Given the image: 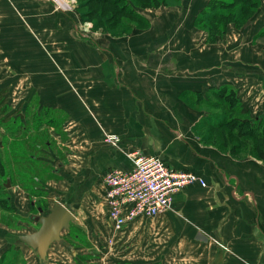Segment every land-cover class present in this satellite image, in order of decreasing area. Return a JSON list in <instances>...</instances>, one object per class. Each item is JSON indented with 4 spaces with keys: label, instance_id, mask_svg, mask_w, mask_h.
I'll list each match as a JSON object with an SVG mask.
<instances>
[{
    "label": "crops",
    "instance_id": "1",
    "mask_svg": "<svg viewBox=\"0 0 264 264\" xmlns=\"http://www.w3.org/2000/svg\"><path fill=\"white\" fill-rule=\"evenodd\" d=\"M23 1L0 0V5ZM209 2L191 0L182 16L165 10L155 24L163 38L174 32L177 40L173 47L166 41L167 47L155 49L157 56L151 39L142 47L134 39L127 51L118 44L71 45L63 52L68 56L62 58L65 77L57 78L49 66L32 71L36 84L48 75L47 92L37 94L38 102L67 120L66 159L54 173L60 181L46 185L52 194L44 198L46 206L32 208L29 194L19 188L16 215L31 222L30 216L48 215L59 201L76 217L66 232L71 237L63 233L62 241L50 247L48 264H264V141L263 128L256 125L264 118L257 116L264 113V7L240 29L231 24L224 38L210 42V33L195 26ZM251 58L262 69L247 66ZM73 70L85 75L74 77ZM70 86L81 93L87 109ZM83 86L89 87L85 94ZM248 86H258L261 100L256 96L255 105H249L253 97ZM227 101L238 110L219 112ZM224 118L229 127L217 126L216 120ZM70 123L74 128L68 130ZM233 123L240 129L231 127ZM108 133L120 137L124 150L140 149L176 170L202 177L208 186H190L174 196L171 210L113 233L104 224L100 205L103 177L112 169L130 170L132 164L105 143ZM248 148L259 149V155L244 152ZM28 222L18 235L37 231ZM75 228L86 232L83 240H73ZM0 231V248L3 242L7 252L16 232L2 225ZM19 245L26 264H46L27 245Z\"/></svg>",
    "mask_w": 264,
    "mask_h": 264
},
{
    "label": "rangeland",
    "instance_id": "2",
    "mask_svg": "<svg viewBox=\"0 0 264 264\" xmlns=\"http://www.w3.org/2000/svg\"><path fill=\"white\" fill-rule=\"evenodd\" d=\"M54 1L24 0L19 5H0V146L3 145L0 152L2 157L0 163V186H2L0 187V225L16 232L11 236L10 242H12L11 245H14L9 251L5 252L2 242L0 255L6 254L5 264H26L21 249H18L20 243L16 244L18 242L16 237L19 230L25 229L23 227L26 226L23 223L28 222V217L16 215L19 210L15 193L19 188L24 190L29 194L30 206L33 208L35 205L42 210L46 206L44 198L52 195L48 192L46 185L53 179L57 183L60 181L58 180L59 175L54 173L55 170H58L57 163L66 159V148L63 147V144L67 141L68 136L63 132V125L67 120L62 113L48 111L41 106L42 103L38 102L37 94L47 92L48 75L47 73L45 76L41 75L40 84H36V80H32V71L35 73L39 67L43 72L42 69H47L49 66L51 71L55 69L54 73L57 78L65 77L62 58H68V56L63 52L65 46L71 45L109 47L118 44L125 47V51H127L126 47L130 41L136 39L135 43L142 47L143 41L151 39L152 54L157 56L155 49H158L162 44H164L163 47H167L166 41L169 48L173 47L177 39L174 38V32L167 34L173 37H168L166 40L164 35L163 38L159 26L155 23L159 17L165 14V10L170 12L174 9L175 13L184 15L191 0ZM219 1L221 4L218 5ZM233 2L238 1L213 0L211 3L210 0L205 11H202L197 17L195 26L210 33L208 39L210 42L224 38L228 33L229 25L232 24L237 29L242 26L241 22H232L233 18L231 21H229L230 19L224 20L225 17L230 18V13L233 10H226L223 6ZM239 11L240 7L238 6L232 13ZM211 14L216 16L213 18ZM232 48L235 49V47ZM141 56L143 57V54ZM238 59V56L232 58L233 61ZM33 62L38 63L39 66L36 64V68L33 69ZM249 62L247 66L256 67L258 70L262 69L260 63L255 62L254 58H251ZM80 65L85 67V61L80 60ZM74 72L71 73L74 77H80V73L82 76L85 75L83 72H75L74 75ZM237 73L239 74V72ZM66 74L69 76L68 73ZM81 88L84 94L89 89L88 86ZM70 89L87 109V102L84 101L76 87L70 86ZM257 89L258 86H248L253 97L251 99L253 102H249V105L255 103L256 96L261 100ZM33 94L36 96H32ZM226 103L229 105L222 107L219 112L228 113L230 109L236 108L229 101ZM263 114L257 116L263 117ZM91 115L93 114L91 113ZM18 116L24 117V122H22L23 119L19 121ZM227 118L216 120L217 126L227 125L229 127L231 122L228 123ZM256 125L263 128L261 139L264 141V118L257 121ZM67 126L68 130L74 128L71 123ZM53 127L56 128L55 131H53ZM231 127L240 129L235 123L231 124ZM52 132H55L56 139L51 135ZM232 134L238 136L234 130H232ZM106 135L110 134H105L104 139ZM233 139L235 138L233 137ZM253 141L255 140L253 139ZM46 143H51L50 147L44 146L47 145ZM38 145L42 146L43 151L36 150ZM244 152L259 155L260 150L248 148ZM32 157H38L40 164L32 161ZM8 181L12 183L13 187L5 190L4 183H8ZM28 223L37 228L34 223L30 221ZM66 232V230L63 231L64 235L67 238L71 237V235H66ZM85 235V231L75 228L73 240H83ZM45 263H49L47 259Z\"/></svg>",
    "mask_w": 264,
    "mask_h": 264
},
{
    "label": "built area",
    "instance_id": "3",
    "mask_svg": "<svg viewBox=\"0 0 264 264\" xmlns=\"http://www.w3.org/2000/svg\"><path fill=\"white\" fill-rule=\"evenodd\" d=\"M104 141L132 164L130 170L112 169L103 177L105 193L100 205L106 226L115 234L137 219L153 218L171 210L174 196L188 187H206V181L192 172L176 170L140 149L124 150L115 134L106 135Z\"/></svg>",
    "mask_w": 264,
    "mask_h": 264
},
{
    "label": "water",
    "instance_id": "4",
    "mask_svg": "<svg viewBox=\"0 0 264 264\" xmlns=\"http://www.w3.org/2000/svg\"><path fill=\"white\" fill-rule=\"evenodd\" d=\"M31 219L39 224V229L32 234L18 235L17 240L35 251L45 262L50 247L54 243L62 241L61 233L64 230H71L76 217L63 203L57 201L47 216L37 215L32 216Z\"/></svg>",
    "mask_w": 264,
    "mask_h": 264
},
{
    "label": "trees",
    "instance_id": "5",
    "mask_svg": "<svg viewBox=\"0 0 264 264\" xmlns=\"http://www.w3.org/2000/svg\"><path fill=\"white\" fill-rule=\"evenodd\" d=\"M98 2H106L107 0H97ZM236 1V0H235ZM238 2H233V3H226L224 4V9L228 10L230 9L232 12H234L238 6L240 7V11L237 13H230V18L225 17L224 16V20H229L232 22L236 23V22H241L242 26L246 25L250 20H252L256 14L264 7V0H237ZM211 3H213V0H211ZM221 4V2L219 1L218 5ZM212 5V4H211ZM211 7V6H210ZM209 15V14H208ZM211 16H213V18L216 16L215 14H211ZM264 32V31H263ZM264 34V33H263ZM17 119H19V121H21L22 117L18 116ZM23 122V121H22ZM47 144V143H46ZM45 146V145H44ZM47 146V145H46ZM2 150V147L0 146V152ZM36 150H40V145H38L36 147ZM34 162H38L40 163V161H37L36 158H33ZM2 162V157L0 156V163ZM39 182V180H37ZM2 187V186H0ZM6 255L2 256V258L0 259V264H5L6 263Z\"/></svg>",
    "mask_w": 264,
    "mask_h": 264
},
{
    "label": "flooded vegetation",
    "instance_id": "6",
    "mask_svg": "<svg viewBox=\"0 0 264 264\" xmlns=\"http://www.w3.org/2000/svg\"><path fill=\"white\" fill-rule=\"evenodd\" d=\"M2 147H3V145H2ZM33 158H34V157L31 158L32 161L34 160ZM4 184H5V185H4V186H5V190L8 189V188L10 189L11 187H13L12 183H9V184H8V183H4ZM7 185H9V186H7ZM37 215H38V214H37ZM37 215H33V216H37ZM42 216H47V215H42ZM31 217H32V216H30V218H31ZM31 222L34 223V224L37 226V230H38L39 227H40L39 224L36 223L35 221H33L32 219H31ZM64 231H65V230H64ZM61 234L63 235V232H62ZM19 235H20V234H19ZM15 236H16V235H15ZM17 236H18V234H17ZM12 238H15V237H12ZM16 238H17V237H16ZM62 238H63V237H62ZM14 242H16V240H14ZM17 243L19 244V242H16V244H17Z\"/></svg>",
    "mask_w": 264,
    "mask_h": 264
},
{
    "label": "bare ground",
    "instance_id": "7",
    "mask_svg": "<svg viewBox=\"0 0 264 264\" xmlns=\"http://www.w3.org/2000/svg\"><path fill=\"white\" fill-rule=\"evenodd\" d=\"M65 4V3H64Z\"/></svg>",
    "mask_w": 264,
    "mask_h": 264
}]
</instances>
